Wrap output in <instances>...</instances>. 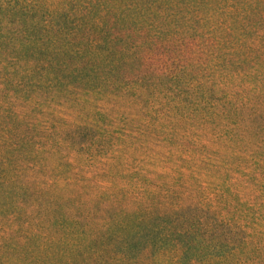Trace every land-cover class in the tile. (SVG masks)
Here are the masks:
<instances>
[{
  "label": "trees",
  "instance_id": "trees-1",
  "mask_svg": "<svg viewBox=\"0 0 264 264\" xmlns=\"http://www.w3.org/2000/svg\"><path fill=\"white\" fill-rule=\"evenodd\" d=\"M141 2L73 36L81 57L51 47L34 18L1 17L0 264H264V41L247 48L241 78L223 79L231 60L221 71L205 45L192 68L210 74L184 80L154 59L171 46L169 20H150L152 1ZM168 83L195 86L204 105L173 111ZM55 89L120 113L119 126L59 129L40 108Z\"/></svg>",
  "mask_w": 264,
  "mask_h": 264
},
{
  "label": "rangeland",
  "instance_id": "rangeland-1",
  "mask_svg": "<svg viewBox=\"0 0 264 264\" xmlns=\"http://www.w3.org/2000/svg\"><path fill=\"white\" fill-rule=\"evenodd\" d=\"M102 0H0V19L5 22L14 11L19 15H27V19L36 22L35 27L30 25V29L38 28V32L47 38L48 44L55 50H62L70 56L81 57L84 55L82 51L78 52L70 48V44L74 43L92 32V26L100 21L97 15L114 13L116 17L124 16L125 13H131L133 5L143 0H106L109 5L103 4ZM150 10L147 15L150 20L155 23L160 19L169 20V27L166 34L167 39L171 40V46L165 49L164 53L154 56V59L161 58L167 62H174L176 67L171 71L180 75L184 80L189 77L199 79L196 76L204 77L210 74L204 67L198 71V75L193 71V60H204V54L199 55L205 45H212L219 50V54L212 59L214 66L224 72V61L230 59V73L224 74L223 79L229 81L234 77H240V73L236 70L244 57H252L247 53V48L260 44L264 41V0H151ZM96 4V5H95ZM33 12H37L33 16ZM155 15V17H154ZM136 18V16H135ZM149 20V21H150ZM64 22L68 25L62 26ZM98 22V23H97ZM59 23L61 31L58 37H49V31L53 24ZM1 25V24H0ZM58 24L54 25L57 27ZM41 26V27H39ZM80 29V30H79ZM158 28L156 27V30ZM35 30V29H34ZM164 32L163 28L160 29ZM159 30L157 31V33ZM146 32H136L130 34L131 41L139 40ZM150 34V33H149ZM73 36H77L73 38ZM150 37L151 34H150ZM153 38V37H152ZM154 39V38H153ZM31 43V42H30ZM36 44H40L37 41ZM199 50V53H197ZM67 51V52H65ZM85 51V50H84ZM82 52V53H81ZM232 58L234 59L232 62ZM189 59V60H187ZM2 60L7 61L8 65L14 62L13 56L9 55ZM182 64V66L177 65ZM186 63V64H184ZM192 68L189 69V68ZM8 70L11 66L7 67ZM136 73L137 70L122 71L121 74ZM242 74V73H241ZM165 85V86H164ZM163 95H174V99L168 103L173 111L177 109L190 112H196L194 108L202 107L204 102L200 100V90L195 86L187 84L184 86L175 83L164 84ZM42 93V92H41ZM46 92L42 93L40 105L45 113L54 112L61 117L58 124L59 129L71 130L75 127L94 122L96 126H100L99 131L110 128L111 126H119L120 113L114 112L105 107H101L99 102L91 98L85 99L80 97L74 100L69 97L66 91L55 89L51 94L52 100L45 98ZM181 95V96H180ZM198 96V97H197ZM189 101V105L187 100ZM162 101V100H161ZM181 115L174 118L177 123H181ZM190 120H187V122ZM93 125V124H92ZM236 133L240 130L234 128ZM245 131V130H244ZM244 134V132H243ZM243 140V139H242ZM240 137L235 141L234 155H239V149L242 145ZM138 158L141 157L138 154ZM179 259V258H177ZM177 260H168V264H204L202 260L192 259L189 262ZM208 264H227V261L220 256L214 254L207 255Z\"/></svg>",
  "mask_w": 264,
  "mask_h": 264
}]
</instances>
